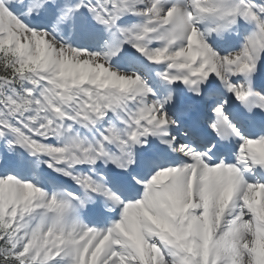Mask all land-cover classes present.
<instances>
[{"label": "snow or ice", "instance_id": "6c2138e0", "mask_svg": "<svg viewBox=\"0 0 264 264\" xmlns=\"http://www.w3.org/2000/svg\"><path fill=\"white\" fill-rule=\"evenodd\" d=\"M0 264H264V0H0Z\"/></svg>", "mask_w": 264, "mask_h": 264}]
</instances>
